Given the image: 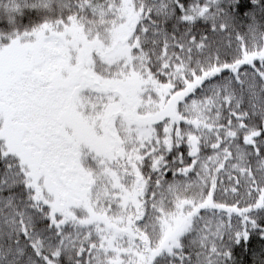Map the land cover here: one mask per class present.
Segmentation results:
<instances>
[{
  "label": "snow or ice",
  "instance_id": "6c2138e0",
  "mask_svg": "<svg viewBox=\"0 0 264 264\" xmlns=\"http://www.w3.org/2000/svg\"><path fill=\"white\" fill-rule=\"evenodd\" d=\"M0 264H264V0H0Z\"/></svg>",
  "mask_w": 264,
  "mask_h": 264
}]
</instances>
